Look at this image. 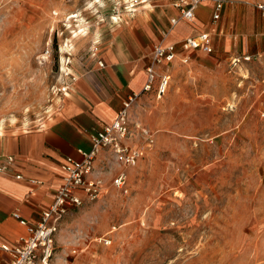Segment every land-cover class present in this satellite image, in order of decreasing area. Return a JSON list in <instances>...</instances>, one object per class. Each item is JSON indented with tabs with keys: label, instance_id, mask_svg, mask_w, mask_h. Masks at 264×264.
I'll list each match as a JSON object with an SVG mask.
<instances>
[{
	"label": "rangeland",
	"instance_id": "rangeland-1",
	"mask_svg": "<svg viewBox=\"0 0 264 264\" xmlns=\"http://www.w3.org/2000/svg\"><path fill=\"white\" fill-rule=\"evenodd\" d=\"M133 1L0 0V134L44 122ZM243 56L232 67L218 54L205 71L176 60L164 95L136 103L129 126L153 142L122 168L127 192L103 158L99 197L61 218L50 264H264V52Z\"/></svg>",
	"mask_w": 264,
	"mask_h": 264
},
{
	"label": "crops",
	"instance_id": "crops-1",
	"mask_svg": "<svg viewBox=\"0 0 264 264\" xmlns=\"http://www.w3.org/2000/svg\"><path fill=\"white\" fill-rule=\"evenodd\" d=\"M167 1L138 0L140 4L134 3L129 16L114 22L96 59H91L89 67L68 81V91L61 95L57 107L44 122L29 130L2 131L0 156L14 157V165L9 173H0V245L13 246L26 235L25 227L11 217L14 211L28 223L40 220L62 182L65 156L79 159L77 150L90 147L88 134L110 123L123 99L138 95L129 117L136 103L144 101L145 67L151 63L152 46L156 43L176 44L184 37L207 33L212 47L209 54L213 53V57L199 58L207 54L201 50H181L176 44L175 59L166 66H154L158 75L166 70L171 75L179 67L176 60L184 56L192 63H200L194 68L205 71L213 65L220 68V62L212 61L218 54L231 53L229 60H232L239 56L238 50L244 55L251 46L264 52V16L256 8V4L264 2L243 10L224 4L219 19L211 23L212 5L204 1L195 8L192 22L182 21L181 25L167 28L169 15L176 14ZM97 59L102 66L96 65ZM107 156L111 158L109 152L100 151L88 177L100 176L98 164ZM121 169L117 166V170ZM15 173L21 178H16ZM8 261L7 254L0 249V264Z\"/></svg>",
	"mask_w": 264,
	"mask_h": 264
},
{
	"label": "built area",
	"instance_id": "built-area-1",
	"mask_svg": "<svg viewBox=\"0 0 264 264\" xmlns=\"http://www.w3.org/2000/svg\"><path fill=\"white\" fill-rule=\"evenodd\" d=\"M135 1V0H134ZM134 1L126 8L132 12ZM145 1V0H141ZM204 1L212 5L211 23H216L221 14L224 4L240 0H168L169 5L177 12L176 16L169 19V26L173 27L178 22H192L195 8ZM264 16V4H256ZM177 46L181 50H201L203 53L212 52L210 36L207 33H199L197 36L182 38ZM175 43H158L152 46L151 63L145 67V84L142 93L153 91L154 97L159 99L164 95L169 85L170 74L166 70L162 74H156L154 66H166L176 57ZM249 56H238L230 60L231 66H237L240 61H248ZM181 63L186 62L184 56ZM96 65L102 66L101 60L97 59ZM70 81L73 76H70ZM62 95L68 91L66 83L57 90ZM137 94H132L121 101L116 110L115 118L108 124L89 135L90 147L87 150H77L80 158L75 159L65 156L61 169L64 172L62 182L57 187L49 207L41 213L40 220L36 223H28L14 211L11 217L25 227L26 235L19 238L13 246L1 244L0 249L7 254L9 261L5 264H50L54 249V234L59 226V221L67 210L80 207L83 201L93 202L98 199L102 189V180L99 177H88L92 173L93 162L101 150L110 153L112 161L121 168L133 167L142 155V150L149 148L153 142V135L139 123L134 122L133 128L129 126V110ZM139 136V137H138ZM136 139V140H135ZM14 157L0 156V173L7 174L13 168ZM16 178H21L15 173ZM126 173L123 169L114 172L110 180L111 186L126 193ZM97 243L108 245L111 240L106 235L96 239ZM72 252H75L74 250Z\"/></svg>",
	"mask_w": 264,
	"mask_h": 264
},
{
	"label": "bare ground",
	"instance_id": "bare-ground-1",
	"mask_svg": "<svg viewBox=\"0 0 264 264\" xmlns=\"http://www.w3.org/2000/svg\"><path fill=\"white\" fill-rule=\"evenodd\" d=\"M70 18H74L73 16H71ZM178 24V23H177Z\"/></svg>",
	"mask_w": 264,
	"mask_h": 264
}]
</instances>
